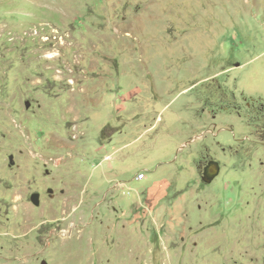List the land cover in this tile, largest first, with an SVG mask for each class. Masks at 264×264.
<instances>
[{"label": "rangeland", "instance_id": "rangeland-1", "mask_svg": "<svg viewBox=\"0 0 264 264\" xmlns=\"http://www.w3.org/2000/svg\"><path fill=\"white\" fill-rule=\"evenodd\" d=\"M205 86L260 112L200 139ZM43 260L264 264V0H0V264Z\"/></svg>", "mask_w": 264, "mask_h": 264}, {"label": "flooded vegetation", "instance_id": "flooded-vegetation-1", "mask_svg": "<svg viewBox=\"0 0 264 264\" xmlns=\"http://www.w3.org/2000/svg\"><path fill=\"white\" fill-rule=\"evenodd\" d=\"M167 83H169L170 86H166V87L173 88L172 91L179 88L181 84H184V82L182 81L179 82L167 81ZM159 87H163V85L152 84L149 86L152 96H156L160 94ZM209 88H212V90ZM220 88H221L220 86H214V87L205 86L203 92L198 91L197 94L195 95L199 110L198 112L195 111L192 114L196 116L199 121H204V122H200L204 125V127L203 128L200 127V130L196 132L199 133L198 137L200 139L206 138V136H211L212 138L215 139V142H218V139L216 138L220 133V131L225 128H227V130L229 131V127H231L229 125V118L227 117H229L230 114H232V111H237L238 115L243 116L244 119L248 118L247 120H249L250 117L254 119L257 113L260 112L257 110L258 108L255 105L256 101L254 100V98L244 97V105L239 106V104L234 103L232 98H230L229 100V89L226 88L220 89ZM187 90H189V88L185 89V91ZM140 95H144V90L143 91L142 89L141 91L138 90L135 96H140ZM205 115H209V116H205ZM206 118H210V120L208 121L206 120ZM226 118H227L226 122H221L222 124L220 125H218V123L217 125L215 124L216 122H218L216 120L226 119ZM161 123L162 122L158 123L156 126H153V124L150 125L149 123L146 124L145 126L151 127L150 130L154 131L159 129ZM191 138L192 137H190L189 140H191ZM189 140L184 143L183 145L184 147L189 144ZM225 148L227 149V146H224L222 148V151ZM210 149L211 147H209V145H206L205 147H203V149L201 148V151L208 152L210 151ZM200 156H201L199 158L200 163L198 167L199 178L201 181L204 180L205 182L211 183L220 174L221 163L219 159L215 158L214 155L201 154Z\"/></svg>", "mask_w": 264, "mask_h": 264}, {"label": "crops", "instance_id": "crops-1", "mask_svg": "<svg viewBox=\"0 0 264 264\" xmlns=\"http://www.w3.org/2000/svg\"><path fill=\"white\" fill-rule=\"evenodd\" d=\"M115 151H116V149H115ZM112 157H113V159L114 158H116V156H115V154L113 153L112 154ZM151 172V175L149 176V173L147 174L146 173V176H145V178H143L142 180H137L135 177L133 178L135 181H138V182H141V181H144V180H148L149 179V181L151 182V181H153L152 183H155L156 184V186L155 187H153V188H151V192H152V194H157V195H161V194H159L160 193V190H161V187H162V185H163V181L161 180V178L160 177H157V174H158V172H159V169L158 170H152V171H150ZM157 182V183H156ZM149 183V182H148ZM146 188V187H145ZM145 190V189H144ZM158 200V199H157Z\"/></svg>", "mask_w": 264, "mask_h": 264}, {"label": "built area", "instance_id": "built-area-1", "mask_svg": "<svg viewBox=\"0 0 264 264\" xmlns=\"http://www.w3.org/2000/svg\"><path fill=\"white\" fill-rule=\"evenodd\" d=\"M145 176H146V173H145L144 171H139V172L137 173V175L135 176V178H136L137 180H142L143 178H145Z\"/></svg>", "mask_w": 264, "mask_h": 264}, {"label": "water", "instance_id": "water-1", "mask_svg": "<svg viewBox=\"0 0 264 264\" xmlns=\"http://www.w3.org/2000/svg\"><path fill=\"white\" fill-rule=\"evenodd\" d=\"M10 161H11V163H14V156L13 155L10 156ZM34 197L36 198V196H34ZM41 264H49V262L47 260H43Z\"/></svg>", "mask_w": 264, "mask_h": 264}]
</instances>
